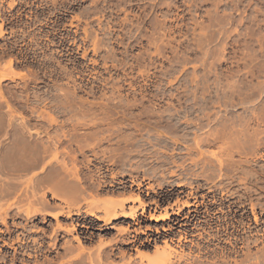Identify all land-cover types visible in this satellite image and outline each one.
I'll return each instance as SVG.
<instances>
[{
  "label": "rangeland",
  "instance_id": "1",
  "mask_svg": "<svg viewBox=\"0 0 264 264\" xmlns=\"http://www.w3.org/2000/svg\"><path fill=\"white\" fill-rule=\"evenodd\" d=\"M0 105L4 135L26 122L68 167L147 189L149 217L264 264V0H0Z\"/></svg>",
  "mask_w": 264,
  "mask_h": 264
},
{
  "label": "bare ground",
  "instance_id": "2",
  "mask_svg": "<svg viewBox=\"0 0 264 264\" xmlns=\"http://www.w3.org/2000/svg\"><path fill=\"white\" fill-rule=\"evenodd\" d=\"M2 124L0 122V225L4 229H0V233L12 235L14 239L3 242L8 248L0 254V264H235L226 253L203 246L205 243L213 245L219 239L204 238L203 232L193 234L182 229L194 216H185L183 223L177 220L173 223L169 214L151 216L150 221L156 224L167 220L172 224L160 228L138 227L139 216L146 212L139 184L127 181L136 185L134 194L130 193L133 187H127V182L117 181L114 176L107 182V170L97 168L93 174H84L68 167L64 158L59 161V149L55 147L54 153L51 152L38 137L35 139L28 133L32 128L26 122H9V136L2 132ZM126 189L129 190L126 192ZM190 206L197 207L184 203V207ZM51 220L55 223L51 224ZM112 222L123 227L118 228ZM47 223L50 225L46 231L37 228ZM197 226L195 224L194 228ZM176 228L181 230L177 238L171 235ZM107 230H115L117 235L103 238L101 234ZM79 231L85 233L84 236H79ZM95 231L99 235H95ZM160 232L166 234L161 248L156 247L159 235H154ZM141 234L145 235L143 242ZM93 238H97L95 246L86 247ZM138 243L140 247L153 244L154 254L138 252L132 257L130 249Z\"/></svg>",
  "mask_w": 264,
  "mask_h": 264
},
{
  "label": "flooded vegetation",
  "instance_id": "3",
  "mask_svg": "<svg viewBox=\"0 0 264 264\" xmlns=\"http://www.w3.org/2000/svg\"><path fill=\"white\" fill-rule=\"evenodd\" d=\"M136 186V185H135ZM134 186V187H135ZM127 187H133L132 185H130V186H127ZM135 189H136V187H135ZM127 192V191H126ZM137 193V192H136ZM136 193H134V194H136ZM140 195H141V199L143 200H146V201H149L150 200V198L152 197V196H150V193L148 192V190L146 189L145 191L142 189H140ZM143 200V202H144V204L146 205V208H148V205H147V203L145 202ZM165 202L166 201V198H165V196L163 195V196H160V203H162V202ZM146 213H147V210H146V212H145V214L143 215V216H139V226L138 227H146V226H144L143 225V223H147L148 221H150V217H149V215H146ZM151 222V221H150ZM150 225V224H149ZM180 225V224H179ZM148 226V225H147ZM194 228V227H193ZM134 229H137V226H134ZM177 229H175V231H176ZM113 231H115V230H107V231H105V232H103L101 235L103 236V238H107V239H109L110 237H112V236H115V235H117V232L115 231L114 233H113ZM177 233H175V232H173V233H171V235L173 236V237H175V238H177V236L179 235V232H181V230H177L176 231ZM79 234V236H84V234H82V231H79L78 232ZM150 233L151 232H148L147 234L148 235H150ZM197 233V232H196ZM195 232H193V234H196ZM94 234L95 235H99V232L98 231H95L94 232ZM88 235V234H87ZM155 236H157V235H159V240H158V242L157 243H162L163 242V240H160V239H163L164 238V240L166 239V237H165V235L166 234H164L163 232H160V234L158 233V234H154ZM172 236H169V238H173ZM86 237H88V236H86ZM143 238H145V235H140V241H144V239ZM96 242H97V238H93L92 239V242H90V243H86V247H88V246H92L93 244H94V246H95V244H96ZM93 246V247H94ZM150 246H153V248H154V245L153 244H151ZM92 247V248H93ZM147 247H149L148 245L146 246V247H140L139 246V243L137 244V245H135V247H133L132 249H130V252H129V254H131L132 255V257H135L136 255H137V253L138 252H141L140 251V249L141 248H144V249H146ZM88 248H91V247H88ZM136 251V255L134 256L133 254H132V252L131 251Z\"/></svg>",
  "mask_w": 264,
  "mask_h": 264
}]
</instances>
